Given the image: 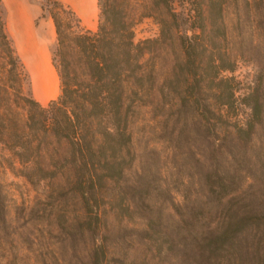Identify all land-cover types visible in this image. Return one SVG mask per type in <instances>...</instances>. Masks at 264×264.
<instances>
[{"label": "trees", "instance_id": "16d2710c", "mask_svg": "<svg viewBox=\"0 0 264 264\" xmlns=\"http://www.w3.org/2000/svg\"><path fill=\"white\" fill-rule=\"evenodd\" d=\"M43 1L41 17L47 11L55 27L51 60L59 79V94L46 106L24 92L29 75L7 34L0 1V264H21L23 257L14 252L23 243L11 227L8 176L40 187L47 199L29 210L36 217L26 224L38 226L28 232L30 244L87 236L90 264L117 261L107 243L110 218L132 215L137 231L145 233L144 220H151L140 213L148 200L118 202L115 187L137 159L134 126L152 109L180 106L192 108L202 128L212 121L218 151L222 132L234 148L225 149L226 160L203 178L194 207L179 214L180 264H244L246 237L264 261V148H247L261 123L262 103L244 102L251 118L241 125L238 87L225 75L233 67L222 45L227 39H264V0H97L94 31L59 0ZM144 18L157 23L159 38L135 43L133 27ZM155 44L180 51L174 72L180 74L181 103L153 101L154 89L163 93L151 58H145ZM250 156L263 163L245 165ZM140 180L127 192L140 189ZM253 198H260L259 208L252 207Z\"/></svg>", "mask_w": 264, "mask_h": 264}, {"label": "rangeland", "instance_id": "374dc122", "mask_svg": "<svg viewBox=\"0 0 264 264\" xmlns=\"http://www.w3.org/2000/svg\"><path fill=\"white\" fill-rule=\"evenodd\" d=\"M28 1L40 8L43 4L45 5L43 0ZM15 13L14 8L6 7L5 26L29 75L30 82L25 84L24 92L46 106L59 94V79L51 60L55 36L47 37L49 46L45 54L28 53L34 44L32 38L34 34L32 31H27L26 36L30 37L26 41L19 39ZM41 14L42 11L31 29H36L38 26L45 27V20L50 19L49 13L46 11L44 18ZM133 33L135 43L158 39L159 26L153 19L144 18L134 25ZM208 43L213 45L210 41ZM19 45L22 48H19ZM222 45L227 47V58H229L227 61H230L233 67V70L225 72V75L233 77L238 87L235 96L240 109V124L246 123L251 118V110L244 102L248 103L249 99L254 101L257 98L262 103L261 123L255 128L252 142L247 144L249 151H260L264 148V39H227ZM150 49V55H145V58H151L155 68V80L159 85L163 84L162 94L154 89L153 101L167 105L181 103L183 93L182 95L179 93L181 91L180 74L177 71L174 72V63L180 58V51L174 46L160 49L156 44ZM207 55L205 60L208 58ZM191 99L194 100V98ZM178 109L180 111L174 107L162 112L157 107L143 116L142 120L139 119L134 126L137 159L134 166L126 172L115 187L119 185L121 192L118 202L120 200L124 202L126 199L133 206L137 197H141L144 201L148 200L140 213L151 220H144L148 227L145 233L137 231L134 219L130 217L132 215L119 216L117 219L110 218L107 243L111 252L110 256L114 255L118 260L109 264H180L178 258L180 247L177 244L178 226L176 225L180 222L179 214L186 210V206L194 207L197 195L201 191L203 178L210 174L214 167L226 160V154L222 152L229 147L234 149L229 133L222 132L220 137L223 146L218 151L219 147L215 146L212 138L215 131L212 121L208 125L209 128H202L198 123V114L194 113L192 108L180 106ZM244 163L257 168L263 162L261 158L250 156L244 160ZM138 178L141 179V188L127 192V185ZM260 178V174L253 177L252 182L254 186H257L255 191L260 186L258 182ZM6 189L9 191L8 212L12 220L11 227L12 230L16 228L19 231L20 237L19 235L18 237L23 243V245H16L17 249L14 250L23 256L21 264H90L87 251L90 240L87 236L83 238L77 236L73 242L52 240L54 242L50 244V240H44L40 246L30 244L28 232L38 226L26 223L31 217H36L33 209L41 206L39 202L47 201V199L44 200L40 195V187L31 185L22 178L8 176ZM259 199L253 198L252 207L261 206ZM31 207L33 211L29 214ZM119 220L121 222H118ZM170 239L176 242L171 244ZM246 241L249 243H246L249 248L247 247L246 256L243 253L244 264H264L258 246L255 243L251 244L248 237ZM240 245L241 251L245 252L244 242ZM229 262L232 261L229 260Z\"/></svg>", "mask_w": 264, "mask_h": 264}, {"label": "crops", "instance_id": "0c3cea01", "mask_svg": "<svg viewBox=\"0 0 264 264\" xmlns=\"http://www.w3.org/2000/svg\"><path fill=\"white\" fill-rule=\"evenodd\" d=\"M3 10H4V18L6 21V7L14 8L16 11L15 19L18 23L17 34L19 39H26L30 37L26 36L27 31H32L34 36L33 38V46L30 49V54H45V50H47L49 43L47 41V37L55 36L56 42V34L55 27L52 19L45 20V27L38 26L36 29H31L32 25L35 24V21L39 18L41 8L38 5H33L29 3L28 0H0ZM62 4L69 7L73 10L76 16L80 19L81 25L85 29L95 30L96 21L98 17V7L97 0H59ZM55 42L53 45H55ZM13 43V41H12ZM15 51L16 47L13 44ZM22 48L19 45V48ZM25 48V47H24ZM17 53V51H16ZM18 55V53H17Z\"/></svg>", "mask_w": 264, "mask_h": 264}]
</instances>
